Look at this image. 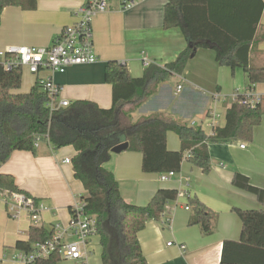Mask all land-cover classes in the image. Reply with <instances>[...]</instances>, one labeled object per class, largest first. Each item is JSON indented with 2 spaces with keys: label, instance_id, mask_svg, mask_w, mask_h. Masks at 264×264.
<instances>
[{
  "label": "crops",
  "instance_id": "obj_1",
  "mask_svg": "<svg viewBox=\"0 0 264 264\" xmlns=\"http://www.w3.org/2000/svg\"><path fill=\"white\" fill-rule=\"evenodd\" d=\"M86 1L38 0V8L33 11L6 8L0 23V52L21 46L52 45L61 31L76 21L75 11ZM135 1L133 8L124 9L122 0H110L109 10L93 19L94 48L99 60L93 65L70 67L65 73L53 76L54 83L61 88L60 100L71 104L90 101L109 109L112 87L105 80L109 61L126 65L132 77L140 78L147 68L146 62L163 68L188 48L181 27L164 28L168 0ZM249 59L252 67H264V12ZM37 81V76L22 69V87L17 93H29ZM248 86L243 69L221 67L215 51L198 49L183 75L149 85L148 96L140 107L125 104L120 127L161 118L199 126L206 135L213 136L215 128L225 127L227 111L237 94L247 93ZM254 93L261 99L262 122L255 128L253 140L209 143L211 169L208 173L192 165L186 158L188 153L181 170L166 182L161 180L160 173L143 171L140 152L127 149L113 153L105 165L114 173L120 193L129 204L146 206L162 188L178 191L177 200L168 203L162 218L148 222L139 233L147 264H220L223 243L241 238L242 221L235 209L264 210L256 195L233 185L235 174L241 173L253 186L264 189V83L255 85ZM167 147L170 151L181 149L177 134L168 133ZM35 149V152L15 151L0 165V173L13 175L20 190L45 206L40 213L41 221L34 224L26 211L12 213L6 205H0V264H20L14 259L20 251L16 244L29 239L31 226H44L48 230L56 226L67 228L71 222L70 208L87 195L83 184L74 178L73 164L65 162L77 156L73 147L55 150L46 140L40 141ZM194 197L218 215L214 234L204 235L200 226L189 225L192 210L188 202ZM71 239L67 237L65 241ZM98 244L97 234L91 244L88 264H96L94 245ZM100 254L102 264L101 244ZM58 264L82 263L62 259Z\"/></svg>",
  "mask_w": 264,
  "mask_h": 264
},
{
  "label": "trees",
  "instance_id": "obj_2",
  "mask_svg": "<svg viewBox=\"0 0 264 264\" xmlns=\"http://www.w3.org/2000/svg\"><path fill=\"white\" fill-rule=\"evenodd\" d=\"M18 7L33 11L38 0H0V23L3 11ZM264 12V0H168L164 10V28L181 27L188 48L163 68L149 65L140 78L131 76L126 65L109 61L105 80L112 87V106L100 108L90 101H77L68 107L51 109L50 98L36 84L29 93H17L22 87V68L6 69L0 58V165L15 151L35 152L36 140L47 137L55 150L71 146L77 156L70 160L74 178L80 181L87 195L84 211L97 219V233L102 247V264H147L139 241L148 222L159 221L169 202L178 198L175 189H159L146 206L127 203L113 172L105 165L112 149L128 143V151L143 154L142 169L146 173L180 171L187 154L188 161L204 173L211 169L209 143L252 141L254 130L262 122L260 102L251 103L254 87L264 83V67L250 65V51ZM198 49L216 52L221 67L241 68L249 86L246 94H237L227 111L225 127H217L208 136L199 126H189L161 118H148L141 123L120 127L125 104L140 107L152 83L162 84L172 76L183 75L188 62ZM12 54H7L11 57ZM173 132L181 140L179 151L167 147V135ZM233 185L257 196L264 205V189L250 183L247 176L236 173ZM0 187L21 192L13 175L0 173ZM35 204L39 200L32 197ZM192 215L189 225L200 226L204 235L216 231L218 215L198 198L188 202ZM242 221L239 241L223 243L220 264H264V210L235 209ZM74 215L73 207L70 208ZM55 229L33 225L27 241H18L16 248L30 252L35 243L52 239ZM58 254L36 264H58Z\"/></svg>",
  "mask_w": 264,
  "mask_h": 264
},
{
  "label": "built area",
  "instance_id": "obj_3",
  "mask_svg": "<svg viewBox=\"0 0 264 264\" xmlns=\"http://www.w3.org/2000/svg\"><path fill=\"white\" fill-rule=\"evenodd\" d=\"M109 1L87 0L75 11L76 21L66 26L50 46H21L0 52L4 67L6 69L21 67L37 76V84L50 98L51 109L70 106L71 103L67 100L55 103L59 98L61 88L54 83L53 76L58 73L63 74L73 66L93 65L98 62L99 58L94 48L92 22L97 15L109 10ZM135 4V0H122L124 9H131ZM7 54H12V56L7 57ZM145 65L148 67L149 62H146ZM178 89L181 90L182 87L179 86ZM256 102H260V98L254 93L251 103ZM47 140H49L48 137ZM39 143L40 140H36L34 147L37 148ZM242 148H245V145ZM65 162L71 163L69 159H66ZM176 175V171L164 173L161 175V180L166 182ZM0 205H6L8 211L12 213L26 211L34 224L41 221L40 213L45 208L40 202L35 204L33 198L24 193L9 192L1 187ZM84 207L85 203L82 200L75 204L73 206L74 215L71 216V222L67 228L56 226L52 239L43 243H35L30 252L19 251L14 258L15 261L20 264H36L39 260L48 259L53 254H58L62 259L88 264L89 256L92 253L91 244L98 233L97 219L87 215ZM187 209L189 210V207ZM67 237H71L73 240L66 242ZM181 248L185 249L184 246Z\"/></svg>",
  "mask_w": 264,
  "mask_h": 264
},
{
  "label": "water",
  "instance_id": "obj_4",
  "mask_svg": "<svg viewBox=\"0 0 264 264\" xmlns=\"http://www.w3.org/2000/svg\"><path fill=\"white\" fill-rule=\"evenodd\" d=\"M128 147H129L128 143L120 144V145H118L112 149V153L119 154L123 151H126L128 149Z\"/></svg>",
  "mask_w": 264,
  "mask_h": 264
},
{
  "label": "rangeland",
  "instance_id": "obj_5",
  "mask_svg": "<svg viewBox=\"0 0 264 264\" xmlns=\"http://www.w3.org/2000/svg\"><path fill=\"white\" fill-rule=\"evenodd\" d=\"M59 101H60V98H57V100H56L55 103H59ZM71 240H73V238ZM98 252L100 253V244L94 245V253H95V256L94 257L98 259L97 262H96V264H101V257H100L101 254L98 255L99 254Z\"/></svg>",
  "mask_w": 264,
  "mask_h": 264
}]
</instances>
